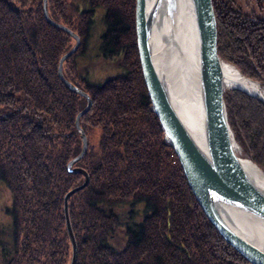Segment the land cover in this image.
<instances>
[{
    "label": "trees",
    "instance_id": "16d2710c",
    "mask_svg": "<svg viewBox=\"0 0 264 264\" xmlns=\"http://www.w3.org/2000/svg\"><path fill=\"white\" fill-rule=\"evenodd\" d=\"M92 1L107 8L99 46L118 70L98 82L80 76L78 59L92 23L75 0H47L49 18L81 39L62 72L92 104L79 120L88 150L72 166L89 182L68 199L75 264H251L205 216L165 142L138 58L135 0ZM212 3L217 53L264 87L263 0ZM75 42L44 18L43 0H0V191L10 197L0 264L71 263L63 202L85 181L67 166L82 150L75 120L87 104L57 70ZM223 98L240 153L264 172V101L236 88Z\"/></svg>",
    "mask_w": 264,
    "mask_h": 264
},
{
    "label": "water",
    "instance_id": "95a60500",
    "mask_svg": "<svg viewBox=\"0 0 264 264\" xmlns=\"http://www.w3.org/2000/svg\"><path fill=\"white\" fill-rule=\"evenodd\" d=\"M185 1L193 13L198 34L199 88L203 110L199 129L202 131V137L196 139L190 125L176 111L166 73L154 63L155 34L166 28L164 43L170 44L177 38L176 22L180 21L182 0H135L136 47L152 111L156 113L161 124L166 144H169L177 155L188 186L213 227L245 260L251 264H264V246L259 247L244 238L233 226L234 215L264 224V187L254 181L248 173L249 164L256 167L263 176L264 172L254 162L242 157L230 129L223 98V62L217 53V22L212 0ZM43 15L52 26L66 31L76 40L74 47L59 59L57 72L61 82L73 93L83 96L87 104L75 120V126L82 137V150L67 166L69 172L82 174L85 181L81 186L71 189L63 202L67 234L72 246L70 264H75L77 246L69 220L68 199L89 182L86 170L72 166L79 162L88 150L87 136L79 125V120L88 113L92 104L90 95L65 79L62 72L65 60L72 56L80 45L78 35L49 18L47 0H43ZM246 80L259 88L255 81ZM236 89H241L251 96H258L264 101L260 91L252 94L241 87Z\"/></svg>",
    "mask_w": 264,
    "mask_h": 264
},
{
    "label": "bare ground",
    "instance_id": "6f19581e",
    "mask_svg": "<svg viewBox=\"0 0 264 264\" xmlns=\"http://www.w3.org/2000/svg\"><path fill=\"white\" fill-rule=\"evenodd\" d=\"M188 2L182 0L180 21L176 22V37L172 43H164L166 28L157 32L154 38V63L155 66L164 70L172 89L175 109L187 124L195 138L202 137L199 129L202 119V106L199 88V55L198 34L194 23L193 13L190 12ZM168 32V31H167ZM167 49V50H166ZM222 65L224 76V90L228 88H242L249 93L259 92L257 85L247 81L236 68L230 64ZM260 95H262L260 93ZM248 173L257 183L264 187V176L256 167L249 164ZM233 226L246 239L255 245L264 246V224L247 218L234 215ZM263 248V247H262Z\"/></svg>",
    "mask_w": 264,
    "mask_h": 264
},
{
    "label": "rangeland",
    "instance_id": "374dc122",
    "mask_svg": "<svg viewBox=\"0 0 264 264\" xmlns=\"http://www.w3.org/2000/svg\"><path fill=\"white\" fill-rule=\"evenodd\" d=\"M83 1L84 0H77V1L75 0L77 6H79V3H80L79 8L80 7L83 8V6H84ZM81 8H80V10H81ZM251 8H252L251 5H248V7L246 8L247 13L249 12L250 15L253 14V12H252L253 10ZM134 25H135V22H134ZM93 27H94V29L91 31V33L92 32H96V34H90V35L93 38L92 40H93V45L94 46H90L89 45L87 47L88 51L86 52L85 59L84 60L80 59V61H81V62H79V63H81L80 68H82L80 70L81 71L80 72V76H83L84 79H86V80H90L92 82H98L99 80L109 79V77L117 74L115 72V71H117V66H116V64L114 62H113V64H110V62L107 63V60L102 58L101 56L96 59V47H97V43L99 42L98 36L102 33L101 21L96 19L94 24H93ZM129 41H130V39L128 40V43H129ZM222 62H224L225 64H230L229 62L227 63L226 61H223V60H222ZM104 64H105L104 69H101L102 67H100V66H102ZM230 65H232V64H230ZM83 66L85 68H83ZM232 66H234V65H232ZM236 70H237V68H236ZM83 71H86V72L84 73ZM239 75H241V73H239ZM243 77L246 78L245 76H243ZM246 79H248V78H246ZM230 89H232V88L225 89V91H229ZM259 91L264 96V87H261L259 85ZM87 142H88V138H87ZM238 150H239V148H238ZM242 157H245V156H242ZM9 200H10V197H9V194H8L7 190L1 188V191H0V220L1 221H6L7 222V220H9V218H10V216H8L6 214V211H4V207L6 206V204L9 203Z\"/></svg>",
    "mask_w": 264,
    "mask_h": 264
},
{
    "label": "flooded vegetation",
    "instance_id": "af4514ba",
    "mask_svg": "<svg viewBox=\"0 0 264 264\" xmlns=\"http://www.w3.org/2000/svg\"><path fill=\"white\" fill-rule=\"evenodd\" d=\"M77 1V0H76ZM102 2H104V0H101ZM106 1V0H105ZM79 3V2H78ZM83 3H84V6H83V8H81V10L85 13V15H86V17H88V19H89V21H90V23H92V27H93V24H94V22H95V20L96 19H98V20H100L101 21V24H102V33H104V31L106 30V26H105V24H104V18L106 17V12H107V8H105L104 6L102 7H98V6H94V3H93V1L92 0H84L83 1ZM239 3V2H238ZM79 6H80V3H79ZM238 7V4H236L235 5V8H237ZM261 9H262V13L264 14V0H263V3L261 4ZM217 11V13H221V11H219V10H216ZM219 15V14H218ZM221 17V16H220ZM94 29V27L93 28H91V30L89 31V34H96V32H92L91 33V31ZM96 31V30H95ZM101 33V34H102ZM130 33V32H129ZM100 34V35H101ZM100 35L98 36V38L100 37ZM79 37V36H78ZM89 40L87 41V43H86V49H87V47L90 45V46H94L93 45V38L91 37V35H89ZM80 39V38H79ZM75 40V39H74ZM80 43H81V39H80ZM130 46H132L131 44H130ZM132 48V47H131ZM133 49V48H132ZM109 50H110V48H109ZM87 51H88V49H87ZM86 51V52H87ZM107 55H109L108 57H107ZM107 55L105 56L106 58H104V59H106L107 60V63L108 62H110V64H113V62L114 63H116V59H113V56H110V53L107 51ZM85 56H86V54L84 55V54H81L79 57H78V59H81V60H84L85 59ZM102 57L103 58V56H104V54H102V51H101V49H100V46H99V42L97 43V47H96V59L97 58H99V57ZM100 67H102L101 69H104V67H105V64L104 65H102V66H100ZM116 73L118 72V70L117 71H115ZM115 74V73H114Z\"/></svg>",
    "mask_w": 264,
    "mask_h": 264
}]
</instances>
